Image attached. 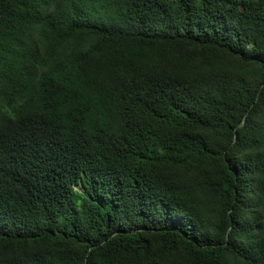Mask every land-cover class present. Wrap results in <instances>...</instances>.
Listing matches in <instances>:
<instances>
[{"label":"trees","instance_id":"trees-1","mask_svg":"<svg viewBox=\"0 0 264 264\" xmlns=\"http://www.w3.org/2000/svg\"><path fill=\"white\" fill-rule=\"evenodd\" d=\"M0 264H264V0H0Z\"/></svg>","mask_w":264,"mask_h":264}]
</instances>
